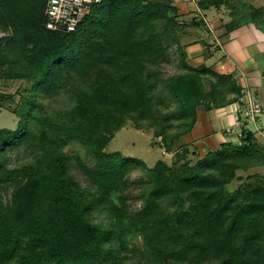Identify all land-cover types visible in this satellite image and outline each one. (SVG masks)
Wrapping results in <instances>:
<instances>
[{
	"label": "trees",
	"instance_id": "obj_1",
	"mask_svg": "<svg viewBox=\"0 0 264 264\" xmlns=\"http://www.w3.org/2000/svg\"><path fill=\"white\" fill-rule=\"evenodd\" d=\"M46 1L0 0L1 72L26 83L0 92V107L13 105L17 117L14 128H0V264H117L129 235L142 237L149 264H264V183L227 189L238 170L264 166V147L252 132L243 129L238 142L222 143L194 164L186 149L173 155L182 163L159 159L151 167L104 150L107 136L130 120L160 137L165 152L176 151L200 107L238 98L234 65L187 63L172 0H101L68 33L45 27ZM170 45L179 71L164 77ZM62 97L64 107L53 108ZM68 142L83 145L95 166L71 163ZM73 168L93 191L80 187ZM132 168L147 176L134 212L124 195ZM99 210L107 224L93 220Z\"/></svg>",
	"mask_w": 264,
	"mask_h": 264
},
{
	"label": "crops",
	"instance_id": "obj_2",
	"mask_svg": "<svg viewBox=\"0 0 264 264\" xmlns=\"http://www.w3.org/2000/svg\"><path fill=\"white\" fill-rule=\"evenodd\" d=\"M172 3L183 28L180 43L187 63L222 68L232 64L240 88L238 98L225 106L211 110L200 107L195 125L175 141L173 153L186 148L192 157L200 158L222 143L238 142L243 129L252 132L256 142L264 147V0H233L206 10L199 9L195 0H172ZM192 21L201 24L192 26ZM243 91L249 94L258 111L253 120L240 123Z\"/></svg>",
	"mask_w": 264,
	"mask_h": 264
},
{
	"label": "rangeland",
	"instance_id": "obj_3",
	"mask_svg": "<svg viewBox=\"0 0 264 264\" xmlns=\"http://www.w3.org/2000/svg\"><path fill=\"white\" fill-rule=\"evenodd\" d=\"M238 1V0H237ZM185 25V24H184ZM181 26V25H180ZM183 28L180 27L179 30ZM203 33H205L203 31ZM179 52L175 45H170L168 47L164 61L161 64V72L164 77L172 76L179 71ZM0 67V92L2 93H13L17 89H22L26 85L21 80L11 79L3 75ZM163 98V93H161ZM164 99V98H163ZM65 97L60 98L58 101L52 103V107L55 109L64 107ZM13 105L4 103L0 107V128H14L17 122V117L12 113L11 109ZM165 110V108H164ZM109 136V138H108ZM107 136V144L104 147L106 152L119 151L122 155L126 157H135L143 160L148 167H151L159 159L166 161L168 164L177 165L182 163L184 159H177V155L184 151L180 149L177 151V155L173 156L175 153L171 152L164 153L162 147L160 146V137H155L151 129L136 128L132 121H127L126 125L120 128L118 131L110 133ZM67 157L71 163L75 164L76 158H80L85 164L90 167L95 166V161L87 154L86 149L83 145L78 142H68L64 148ZM187 150V149H186ZM203 157V156H202ZM201 158V157H200ZM26 158L20 157L19 163H22ZM191 164H194L197 159L191 156V152L187 150V156ZM18 163L14 159V163ZM72 175L75 180L79 183L80 187L89 191H93L89 187L85 180V176L77 169H72ZM252 174H257L258 176L252 177ZM237 175L239 179L233 181L231 184L227 185L229 191L234 190L239 185L247 181L260 180L264 183V166L254 167L247 171L238 170ZM127 182L129 188L124 192L127 198V204L129 205L130 211L134 212L139 210L143 205V200L141 198L142 189L147 185L146 174L136 168H132L129 172ZM15 187H7L3 191V204L8 205L10 202L11 193ZM95 222H101L107 224L109 222V216L105 211L99 210L95 212L93 217ZM128 251H120V261L117 264H149L142 254V237L129 235L127 237ZM132 249V250H131Z\"/></svg>",
	"mask_w": 264,
	"mask_h": 264
},
{
	"label": "built area",
	"instance_id": "obj_4",
	"mask_svg": "<svg viewBox=\"0 0 264 264\" xmlns=\"http://www.w3.org/2000/svg\"><path fill=\"white\" fill-rule=\"evenodd\" d=\"M101 0H47L44 10L45 27L52 31L73 32L89 13L91 6ZM196 1V0H195ZM4 33L0 32V37ZM242 102L239 107L240 123L253 120L257 107H254L249 94L244 92L240 96ZM229 132L230 129L227 128Z\"/></svg>",
	"mask_w": 264,
	"mask_h": 264
}]
</instances>
